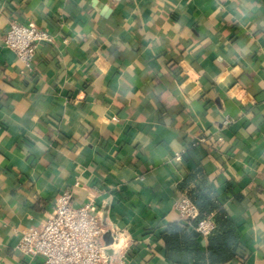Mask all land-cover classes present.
I'll list each match as a JSON object with an SVG mask.
<instances>
[{"label": "crops", "instance_id": "crops-1", "mask_svg": "<svg viewBox=\"0 0 264 264\" xmlns=\"http://www.w3.org/2000/svg\"><path fill=\"white\" fill-rule=\"evenodd\" d=\"M27 20L52 35L30 66L3 45ZM197 169L240 236L225 264H264V0H0V264L67 188L130 264H195L162 234Z\"/></svg>", "mask_w": 264, "mask_h": 264}, {"label": "built area", "instance_id": "built-area-1", "mask_svg": "<svg viewBox=\"0 0 264 264\" xmlns=\"http://www.w3.org/2000/svg\"><path fill=\"white\" fill-rule=\"evenodd\" d=\"M52 35L40 28L34 21L12 22L3 38V45L13 50L21 63L30 66L37 55L40 43L49 42ZM232 123L226 118L224 126ZM181 156L178 155L177 159ZM74 189L67 188L57 197L54 212L41 226H30L20 232L17 248L27 260L22 264H130L125 249L120 246L119 235H112L111 245L115 254L108 261L103 239L106 226L100 207L91 200L83 205H74ZM184 219L199 215L197 206L186 196L176 203ZM214 229L213 221L207 217L199 221L197 231L206 238ZM117 245V249L114 246ZM128 248V247H127Z\"/></svg>", "mask_w": 264, "mask_h": 264}, {"label": "trees", "instance_id": "trees-1", "mask_svg": "<svg viewBox=\"0 0 264 264\" xmlns=\"http://www.w3.org/2000/svg\"><path fill=\"white\" fill-rule=\"evenodd\" d=\"M179 189L197 206L199 215L170 223L162 234L166 253H184L188 261L195 264H225L235 258L240 245L237 226L207 183L202 169L189 173L179 184ZM207 217L213 221L214 229L205 238L207 250L202 251V236L195 231L199 221Z\"/></svg>", "mask_w": 264, "mask_h": 264}, {"label": "water", "instance_id": "water-1", "mask_svg": "<svg viewBox=\"0 0 264 264\" xmlns=\"http://www.w3.org/2000/svg\"><path fill=\"white\" fill-rule=\"evenodd\" d=\"M106 10H107L106 7H104L102 12L104 13V12H106ZM195 234L199 235V232L195 231ZM103 239H104V242L106 245L105 254H106L108 261H109L111 256L113 255V249H112L111 245L114 243V238H113L110 231H106L104 236H103Z\"/></svg>", "mask_w": 264, "mask_h": 264}]
</instances>
